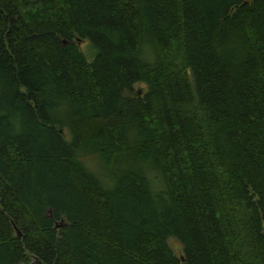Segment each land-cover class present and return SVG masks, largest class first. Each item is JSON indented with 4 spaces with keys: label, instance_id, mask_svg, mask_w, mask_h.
Instances as JSON below:
<instances>
[{
    "label": "trees",
    "instance_id": "1",
    "mask_svg": "<svg viewBox=\"0 0 264 264\" xmlns=\"http://www.w3.org/2000/svg\"><path fill=\"white\" fill-rule=\"evenodd\" d=\"M0 264H264V0H0Z\"/></svg>",
    "mask_w": 264,
    "mask_h": 264
},
{
    "label": "rangeland",
    "instance_id": "2",
    "mask_svg": "<svg viewBox=\"0 0 264 264\" xmlns=\"http://www.w3.org/2000/svg\"><path fill=\"white\" fill-rule=\"evenodd\" d=\"M82 50L85 52L86 56L88 58H93L91 55L93 50L89 48V41L85 40L84 42L79 43ZM135 90H141L144 94V92L147 91V85L143 83H136L135 84ZM64 135L66 136L67 139H69V134L68 130L66 128L63 129ZM80 160L83 162V164L94 174H96L101 180L104 181L103 177L105 178V181L110 182V179L112 178V171L113 169H116L115 167H107L104 165L99 158L97 154H82L80 156ZM110 177V179H109ZM64 221H59V223H63ZM168 244L172 248L173 252L179 257V256H184V250H183V245L180 242V240L174 236H171L168 238Z\"/></svg>",
    "mask_w": 264,
    "mask_h": 264
},
{
    "label": "water",
    "instance_id": "3",
    "mask_svg": "<svg viewBox=\"0 0 264 264\" xmlns=\"http://www.w3.org/2000/svg\"><path fill=\"white\" fill-rule=\"evenodd\" d=\"M78 41H80V40H78ZM61 132H63V129H61ZM62 221H64V219H62ZM62 224L63 223H57V226H61ZM17 232H18L19 235L21 234V232H20V230L18 228H17Z\"/></svg>",
    "mask_w": 264,
    "mask_h": 264
}]
</instances>
